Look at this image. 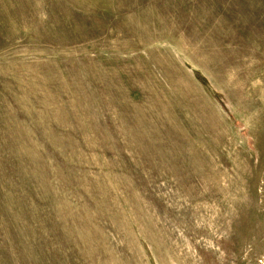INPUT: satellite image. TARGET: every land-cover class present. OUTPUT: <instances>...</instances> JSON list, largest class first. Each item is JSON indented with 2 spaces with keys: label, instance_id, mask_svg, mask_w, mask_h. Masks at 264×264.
Returning <instances> with one entry per match:
<instances>
[{
  "label": "rangeland",
  "instance_id": "rangeland-1",
  "mask_svg": "<svg viewBox=\"0 0 264 264\" xmlns=\"http://www.w3.org/2000/svg\"><path fill=\"white\" fill-rule=\"evenodd\" d=\"M0 264H264V0H0Z\"/></svg>",
  "mask_w": 264,
  "mask_h": 264
}]
</instances>
